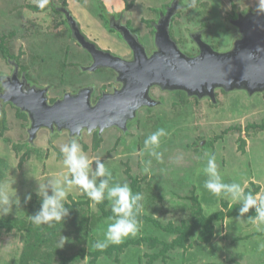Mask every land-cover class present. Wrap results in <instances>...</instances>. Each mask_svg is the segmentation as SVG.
I'll return each instance as SVG.
<instances>
[{"label":"rangeland","instance_id":"1","mask_svg":"<svg viewBox=\"0 0 264 264\" xmlns=\"http://www.w3.org/2000/svg\"><path fill=\"white\" fill-rule=\"evenodd\" d=\"M126 1L130 3L133 0ZM174 1L135 0L134 9L125 14L124 23L131 26L132 32L140 35L151 51L156 48V43L151 35L150 24L158 15L166 14L168 6ZM181 2L171 35L183 53L195 57L199 55L200 49L197 39L192 36L198 34H202V41L216 52H229L241 37L232 21L237 20L239 14L256 11L259 0H197L194 8L189 6L191 0ZM50 3L53 7L71 12L80 25L82 35L99 49L109 51L116 57L129 56L128 43L112 29L107 19V14L119 18L115 11H119L121 0H50ZM37 5L38 0H0V46L9 42L10 50L16 56L12 60L6 59L0 52V76H13L16 68L12 65L16 63L22 71L28 72V77L39 87L47 86L50 89L51 103L67 93H77L89 86L95 85L97 92L100 89L106 91L108 86L113 87V84L108 83L114 78L111 70H87L91 67L90 56L78 45L73 35L70 37L69 31L64 30L58 36L45 35L51 27L58 25L59 18ZM22 9L27 11L23 12ZM31 12L37 17L33 19L32 14L29 15ZM234 13L238 14L235 19ZM32 20L36 22L34 30L27 24ZM146 21L150 24H146ZM23 23L27 27L24 30L25 37L19 32ZM47 26L51 27L41 30ZM9 31L16 32L11 40L7 36ZM153 90V97L159 100V104L137 113L138 119L130 128L128 136L111 128L100 133L85 130L80 136L72 137V140L78 141L91 162L90 179L95 172V161L99 159L112 174L110 186L136 182V188L139 191L143 189V202L148 216H152L166 231L170 225L181 227L190 218L192 204L187 197L194 196L190 194L192 190H195L207 214L224 210L223 202L229 206L241 205L230 197L213 195L204 187L208 178L204 169L210 155H215L218 171L225 183H239L244 190H251L253 184L259 188L257 198H264V131H258L259 127L264 126V92L251 95L239 90L224 93L218 90L216 103L199 99L198 102L191 100L189 104L179 94ZM5 114L6 130L0 134V174L3 176L0 191L19 198L20 204H13L9 213L19 217L27 211L21 201L23 198L29 194L39 196L40 186L50 180L63 181L65 176L71 178L61 153V147L71 140L68 138L70 135H66L68 133L49 135L42 129L32 141L38 147V153L22 162L23 153L17 145L26 139L30 140V125L20 118L17 108L8 105ZM157 122L167 133L161 137L160 146L155 149L162 156L159 161L144 147L145 139L158 130L159 126H154ZM164 123L168 125L164 126ZM223 132L227 135L224 139L216 141L211 148L205 147L208 140ZM149 160L150 170L145 172ZM102 179L106 177H96L97 185ZM48 193L52 194L50 187ZM70 196L76 201L87 199L83 190L75 185L68 188L64 203L69 201ZM194 208L196 206L193 205ZM247 222L242 218H235L234 221L225 219L223 225L215 230V241L209 245L197 243L194 235L185 250L172 253L176 259L174 264H257L255 244L260 248L264 245V238L253 235L255 233H251L253 229L248 228ZM253 226L258 231L264 230V223L253 222ZM156 229L153 224L142 221L137 234L124 240L152 233L161 238L158 240L159 245L151 243L132 248L118 262L102 259L98 264H139V260L141 264H162L154 260L153 254L177 236ZM240 235L244 239L239 242L237 254H233L234 241ZM22 248L19 233L0 232V264H15ZM12 260L14 262L10 263Z\"/></svg>","mask_w":264,"mask_h":264},{"label":"water","instance_id":"2","mask_svg":"<svg viewBox=\"0 0 264 264\" xmlns=\"http://www.w3.org/2000/svg\"><path fill=\"white\" fill-rule=\"evenodd\" d=\"M64 12L73 37L93 59L88 70L111 69L122 87L105 94L96 103L92 101L90 88L67 93L50 103L45 89L27 88V81L18 76L16 66L13 76L0 78L1 100L28 115L31 142L42 129L67 131L71 137L80 136L85 130L100 133L116 127L127 131L128 123L135 119L138 110L157 104L150 97V89L155 86L164 91H183L189 97L210 98L214 102L216 91L220 89L245 91L251 95L264 92V12L258 9L240 14L232 21L241 37L226 53L216 52L201 38L195 39L200 49L198 56L183 53L170 35L173 16L170 13L166 28L158 31L156 51L151 56L136 36L122 28L121 33L133 51L131 62L98 50L81 35L71 14Z\"/></svg>","mask_w":264,"mask_h":264},{"label":"trees","instance_id":"3","mask_svg":"<svg viewBox=\"0 0 264 264\" xmlns=\"http://www.w3.org/2000/svg\"><path fill=\"white\" fill-rule=\"evenodd\" d=\"M121 1L122 5H119V11H115L116 15L130 13L136 5L135 0L130 3H128L126 0ZM179 1L181 2L182 0ZM181 4L182 2L180 3V5ZM43 9L44 11L50 10L51 13L58 15L59 18V22L57 23L58 25H54L53 27L47 26L41 29L47 30L46 28L51 27L50 32L48 34H45L46 36H58L63 34L65 31H69V35L70 37H72V29L69 27L70 24L68 23V19L66 15H64V12L63 14L61 10L57 9V7H53L50 3V0ZM22 10L23 12L27 11L26 9ZM31 14L33 16V19L35 18V16L37 17V14H35L34 12H31L29 15ZM237 15L235 14V17L233 19H235ZM35 23L36 22H33L32 20L31 23L27 24L30 25L28 26L30 29L34 30ZM146 24L149 25V22L146 21ZM128 26L131 27L130 25ZM25 28L27 29L26 23H23L19 31L21 32V35L23 37L26 36L24 35ZM15 35L16 32L12 33V31H9V34L7 36L11 40V37ZM8 44L10 45L9 42L6 43V45L2 43L0 46V52L6 59L12 60L16 56L11 52L10 46ZM0 89L2 90L1 86ZM167 92L181 95L182 100L184 102L186 101L189 104H191V100H195L196 102L199 101V98L189 97L183 91ZM220 92L224 93L225 91L220 89ZM204 99L208 100L209 102L212 101L210 98ZM216 102H218L217 97ZM161 105H163V103ZM178 108L179 107H176V109ZM18 113L21 116L20 118H23L27 121L26 114L20 112L19 110ZM5 115L6 114L2 113L0 116V134H2V132L6 130L4 125L6 117ZM137 119L138 118L136 116L135 119L130 121L132 124H128L127 131H122L118 128L116 129L120 130L123 135L128 136L130 128H132L133 123L136 122ZM163 125L167 126L168 124L166 125V123H164ZM154 126H159L158 129L162 128L160 127L159 123ZM259 130L264 131V126L259 127L258 131ZM44 131H47V134L49 135L68 133L63 131L59 133V131L57 130H55L54 132H51L49 130ZM224 132L222 134H216L213 139L208 140L205 147L209 146L211 148L215 146L216 141H218L219 139H224L227 136ZM66 135L68 136L69 134ZM68 138L72 141L71 136H68ZM138 140L134 141H136L137 143ZM99 142L100 139L98 140V144ZM17 147L19 151L21 150V152L23 153L21 156L22 162L29 160L39 151L38 147L35 146L33 142L27 139L24 142L18 144ZM159 149L161 150L162 148ZM2 180L3 176L0 174V182ZM135 183H132L130 185L133 193H142L143 195V189L141 188L139 191V189L136 188ZM251 185V190L245 189V192H252L254 195H256V193L259 191V188H257V186L253 184ZM190 194L194 195L192 198L187 197L188 201L190 200L189 203L192 204L190 218L185 220L182 223L181 227H174L170 225L167 231L162 226H160V224H158L156 220H153L152 216H148V212L145 211L143 200L140 202L142 204L141 211L143 212V214L140 211L137 216L139 223H142V221L151 223L153 224V226H156L157 229H160V232H166V234L168 235L177 236V238L170 243L165 241L168 244L162 247V250L158 251L156 254H153L154 260L156 262L162 264H174L176 262V259L172 257V253L177 250H185L184 248L194 235L197 243L201 245L211 244L215 241V238L217 236L215 230H217L218 226L221 227L225 219L227 218L233 221L235 220V218H242L244 219V221H248L246 223L249 224L248 228L253 229L251 233H255L253 235L264 238V230H256L257 228L255 229V227L253 226V221L249 219V217L255 216V209H250L248 213H245L243 217H240L239 209L242 205L229 206L228 203L223 202L224 210L219 209L218 211L207 214L201 201L199 200L198 195L195 193V190H192ZM85 197L87 198L86 200L76 201L70 196L69 201L64 203L65 207L69 209V215L59 223L53 221L51 222V224H41L37 226L31 221L30 216L36 214L40 210L42 203V199H40V196H37L35 194H32L31 200L27 202H25V198L21 200L23 205L27 209V211L23 215L21 214L19 217H14L11 214H8L6 216L0 217V232L4 231L6 233H19L20 239L23 242V248L20 255H18V257L15 256V264L17 260L19 262L18 264H98L102 259L112 261L114 260L115 262H118L120 261V257L132 248H141L142 245L151 243L159 245L158 240L161 239L160 237L153 235L152 233H144V235L136 239L130 238L127 240H123V242L120 244H110L109 247L104 251L95 249L93 247L95 242L98 240L103 241L105 239L107 226L109 223L113 222L110 219L113 213L111 204L107 199H105L100 204H95L87 197L86 194ZM193 205L196 206V208L193 209ZM62 236L67 238L64 245L62 242ZM237 237L238 239L234 241L235 246L232 248V251H234L233 254H237V252L239 251L238 247L240 246L239 242L241 241V239H244V237L241 238V235ZM255 248L256 255L258 256L257 264H264V250L261 247L258 248L257 244H255ZM13 262L14 261L12 260V262L10 263ZM141 263L142 262L139 260V264Z\"/></svg>","mask_w":264,"mask_h":264},{"label":"clouds","instance_id":"4","mask_svg":"<svg viewBox=\"0 0 264 264\" xmlns=\"http://www.w3.org/2000/svg\"><path fill=\"white\" fill-rule=\"evenodd\" d=\"M48 2L49 0H38L37 6L44 8ZM196 3L197 0H191L189 6L194 8ZM258 10L264 12V0H259ZM166 135L165 129L160 128L144 141L145 149L150 150V155L154 156L158 161L161 160L162 156L155 149L160 146L161 137ZM61 153L64 156L63 163L67 167L71 178L65 176L63 181L60 179L50 180L46 185L40 186L38 195L42 199L41 207L36 214L30 216L31 221L37 226L51 224L53 221L57 223L63 221L69 215V209L64 204L67 190L75 185L82 189L95 204H100L105 199L111 204L113 215L110 219L113 222L107 226L105 239L95 242L93 245L95 249L104 251L110 244H120L125 238L135 236L140 227L137 216L142 208L140 203L144 198L142 193H133L127 183H116L110 186L112 174L106 168L105 163L99 159L95 161V172L90 179L91 162L76 139H73L69 144L63 145ZM150 166L151 161L149 160L146 162L144 171L149 172ZM204 172L208 177L204 182V187L209 192L218 197H230L233 202H239L242 205L239 209L240 217H243L250 209H255V216L249 217V219L254 223H264V198L258 199L252 192H245L239 183H225L218 171L215 155L209 156ZM96 177H106V179H102L97 185ZM49 187L51 188V195L48 193ZM29 200H31L30 194L25 197V202ZM13 204L18 206L20 204L19 198L17 196H9L6 192L0 191V216H6L11 213ZM66 239L62 236L63 245ZM261 247L264 248V245Z\"/></svg>","mask_w":264,"mask_h":264},{"label":"flooded vegetation","instance_id":"5","mask_svg":"<svg viewBox=\"0 0 264 264\" xmlns=\"http://www.w3.org/2000/svg\"><path fill=\"white\" fill-rule=\"evenodd\" d=\"M57 9H59L58 7H57ZM61 9V11L62 12H64V8H60ZM59 9V10H60ZM179 13V0H176V1H174V2H172L169 6H168V10H167V13L166 14H164V15H161V16H157L156 17V19L154 20V21H152L151 22V24L150 25H152V30H151V35H153L154 36V39H155V41H156V36H157V34H158V31H161L163 28H166V26H167V24H168V20H167V18H168V14L170 13V15H173L172 16V18L170 19V24H169V30H170V35H171V30H172V25H173V21H174V19H175V17L177 16V14ZM65 13V12H64ZM240 15V14H239ZM107 19H108V24L112 27V29L115 31V32H117V33H119L120 35H122V33H121V30H122V28L123 29H125V30H128L130 33H131V35L132 36H136L137 37V41H138V43L140 44V45H142L143 47H144V49L146 50V52H147V54L149 55V56H151L155 51H156V48H154V50L153 51H151L152 49H149L148 48V46H146V44H144L143 42H142V40H141V38H140V35L138 34H136V33H134V31L132 32V30L129 28V26L128 25H126L125 23H124V19H125V14H119V18H117V16H115L114 14H107ZM76 21V20H75ZM77 24H78V22H77ZM78 27H79V25H78ZM79 30H80V27H79ZM149 30V31H150ZM80 33H81V35H82V32H81V30H80ZM125 34H126V32H125ZM127 35V34H126ZM83 36V35H82ZM123 36V35H122ZM84 38H85V40L86 41H88L89 43H91V44H93L98 50H100V51H103V52H106V53H110V54H112L111 52H109V51H104V50H101V49H99L97 46H96V44H94V43H92V42H90L85 36H83ZM193 37V39H199V38H201L202 39V34H198V36H192ZM129 38H130V36H129ZM171 38L174 40V38L172 37V35H171ZM75 39V38H74ZM125 39V38H124ZM76 40V39H75ZM175 41V40H174ZM76 42L78 43V41L76 40ZM176 42V41H175ZM78 45L84 50V52H86L87 54H88V56H90V59H91V66H92V64H93V59H92V57H91V55L78 43ZM129 46V45H128ZM130 47V46H129ZM199 54H200V51H199ZM113 55V54H112ZM128 55L129 56H127V57H122V59H124L125 61H129V62H131V61H133V58H134V56H133V51L131 50V48H130V51H129V53H128ZM116 57V56H115ZM196 57V56H195ZM121 58V57H120ZM13 68L15 67L16 68V66L18 67V76L20 77V78H24L26 81H27V88L28 89H31V88H33V87H37L38 89H45L46 91H47V93H48V99H49V93H50V89H48V87L46 88H42V87H39V85H37L36 84V82L35 81H33L32 79H30L29 77H28V72H24V71H22V69L15 63H13ZM89 68H87V70H88ZM100 70V69H99ZM102 70H111V69H102ZM96 71H98V70H96ZM112 71V70H111ZM113 72V74H114V78L112 79V80H110L108 83L109 84H113V87H110V86H108L107 87V90L105 91L104 89L102 90V89H100V91L99 92H97L96 91V86L94 85V86H89V87H86V88H90V89H92V101H93V103H96V101H98L102 96H104L105 94H108V93H113L115 90H119L121 87H122V84L121 83H119L118 81H117V74L114 72V71H112ZM10 75H12V74H10ZM0 77H2V76H0ZM0 86L2 87V84L0 83ZM153 89H158L159 91H161L162 89L161 88H159V87H152L151 89H150V97H151V99L152 100H154V101H156V102H158L159 100H156L154 97H153V94H152V92L154 91ZM163 92H166V91H164L163 90ZM2 93H3V87H2V90L0 89V115L2 114V113H4L5 114V110H6V106H11V107H14V108H17V107H15L12 103H4L2 100H1V95H2ZM49 102L51 103V100H49ZM159 104V103H158ZM157 104V105H158ZM157 105H155V106H157ZM146 108H148V107H142L140 110H138V111H141L142 109H146ZM18 109V108H17ZM19 110V109H18ZM20 111V110H19ZM20 112H22V111H20ZM22 113H24V112H22ZM138 113V112H137ZM24 114H26V113H24ZM14 115L16 116V114H15V112H14ZM26 116H27V121H28V123H29V125H30V119H29V117H28V115L26 114ZM131 122H129L128 124H130ZM43 130H46V129H43Z\"/></svg>","mask_w":264,"mask_h":264},{"label":"crops","instance_id":"6","mask_svg":"<svg viewBox=\"0 0 264 264\" xmlns=\"http://www.w3.org/2000/svg\"><path fill=\"white\" fill-rule=\"evenodd\" d=\"M25 212L21 213L22 215L24 214Z\"/></svg>","mask_w":264,"mask_h":264}]
</instances>
